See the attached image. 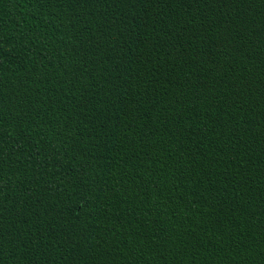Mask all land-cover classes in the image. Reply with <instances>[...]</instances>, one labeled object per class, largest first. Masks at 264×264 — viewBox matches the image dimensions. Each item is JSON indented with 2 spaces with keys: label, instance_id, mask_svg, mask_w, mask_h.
Instances as JSON below:
<instances>
[{
  "label": "trees",
  "instance_id": "16d2710c",
  "mask_svg": "<svg viewBox=\"0 0 264 264\" xmlns=\"http://www.w3.org/2000/svg\"><path fill=\"white\" fill-rule=\"evenodd\" d=\"M0 264H264V0H0Z\"/></svg>",
  "mask_w": 264,
  "mask_h": 264
}]
</instances>
